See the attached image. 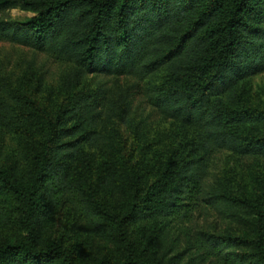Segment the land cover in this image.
Wrapping results in <instances>:
<instances>
[{"label": "trees", "instance_id": "obj_1", "mask_svg": "<svg viewBox=\"0 0 264 264\" xmlns=\"http://www.w3.org/2000/svg\"><path fill=\"white\" fill-rule=\"evenodd\" d=\"M12 8L35 15L3 19ZM0 26L6 39L71 65L52 109L21 89L0 92V200L11 199L24 232L0 240V264H162L167 254L166 264H179L173 232L204 203L253 233L201 234L195 254L264 264V168L251 192L234 193L232 182L207 186L223 150L264 162V110L250 106L243 90L264 72V0H0ZM100 72L140 79L163 72L148 92L193 137L144 170L126 169L116 152L93 164V149L115 147L99 127L129 110L126 97L119 104L102 89H80L87 74ZM118 191L116 206L109 198ZM66 199L79 206L87 238L118 246L117 257H90L82 238L65 243L49 234ZM247 247L250 260L239 251Z\"/></svg>", "mask_w": 264, "mask_h": 264}, {"label": "rangeland", "instance_id": "obj_2", "mask_svg": "<svg viewBox=\"0 0 264 264\" xmlns=\"http://www.w3.org/2000/svg\"><path fill=\"white\" fill-rule=\"evenodd\" d=\"M34 15L32 11L12 8L5 11L1 17L9 21H26ZM70 67L69 63L58 59L46 50H37L6 39L0 31V92L5 88L14 91L21 89L22 92L30 93L39 104L52 109L60 103L62 76L70 70ZM160 75L145 79L131 75L115 77L103 72L86 75L80 89L86 88L93 92L102 89L119 104H122L125 97L129 104V110L125 116L115 119V124L109 123L108 126L99 127L100 135L110 136L111 143L115 147L111 151H105L102 147L93 149L91 152L93 164H99L107 155L112 157L116 152L115 155L126 169H130V166L134 164L139 169H143V166L151 168L160 158H166L173 148L193 137L194 132L190 128L182 126L167 116L149 94L147 86L160 82ZM243 90L244 98L250 106L264 110V72L247 80ZM135 127L143 133L141 143L134 134ZM263 168L262 160L223 150L216 154L210 163L207 186L212 188L218 183L231 185L230 182H232L234 193L251 192L256 185L257 175ZM122 198L123 193L118 191V194H110L109 200L117 206ZM203 205L191 222L179 226L173 232L172 237H176L177 240L174 241L172 254H182L179 264H227L224 259L216 255L204 257L195 254L194 245L201 234L252 236L253 226L249 223L237 222L217 209H212L205 203ZM18 219L19 214L11 199L2 198V201L0 200V240H14L24 234ZM53 220L48 231L56 239L69 243L82 238L83 248L90 257L105 251L112 252L113 257L119 255L118 246L100 239L87 238L81 229L83 219L79 217V206L71 200L66 199ZM130 231L134 234V238L137 237V227L130 228ZM239 251L247 253L246 260L252 258L250 247ZM163 255L164 253L159 251V256ZM169 256L168 254L164 256L162 264L167 263Z\"/></svg>", "mask_w": 264, "mask_h": 264}]
</instances>
